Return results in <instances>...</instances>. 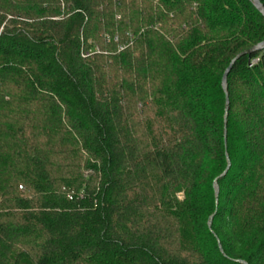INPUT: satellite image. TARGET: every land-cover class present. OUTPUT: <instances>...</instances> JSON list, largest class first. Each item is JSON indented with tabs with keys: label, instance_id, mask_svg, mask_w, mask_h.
I'll use <instances>...</instances> for the list:
<instances>
[{
	"label": "trees",
	"instance_id": "trees-1",
	"mask_svg": "<svg viewBox=\"0 0 264 264\" xmlns=\"http://www.w3.org/2000/svg\"><path fill=\"white\" fill-rule=\"evenodd\" d=\"M262 41L252 0H0V264H264V49L222 83Z\"/></svg>",
	"mask_w": 264,
	"mask_h": 264
},
{
	"label": "rangeland",
	"instance_id": "rangeland-1",
	"mask_svg": "<svg viewBox=\"0 0 264 264\" xmlns=\"http://www.w3.org/2000/svg\"><path fill=\"white\" fill-rule=\"evenodd\" d=\"M94 48H98V47H94ZM90 51L92 52V50H90ZM127 74H129L128 71L123 70L122 68L118 69V71H116V76H117L116 79L119 80V78L121 76H123V75L127 76ZM9 89L13 90L14 93L17 94V95L20 94V88H18L17 86L16 87H10ZM23 106H25V104L24 105L20 104V107H23ZM28 107H29V109L31 108L32 110L38 111L37 108L39 107V105H37L36 103H33V104H31V106L29 104ZM43 110L44 109L42 108V112H43ZM39 118L38 117L33 118L32 123H30L29 126H34L35 127V131H32L30 129L29 130L30 134H27V135H33L34 133H36L37 136L40 139H42V141H46V140L48 141L49 140L48 138L51 137V135H53V134H55L56 138H58V133H54L53 131H50V129H45L46 127L43 128V126L45 125V122H43L41 120L42 116H41L40 119ZM38 119H39V121H38ZM46 132H48V135L46 134ZM17 136L19 137V141H21V142H22V139H26V138H24L23 134L22 135L19 134ZM68 139L69 138L66 137V136H62L61 137V134H60V140H61L62 143H66V140H68ZM66 144L69 145V143H66ZM78 146L81 148L80 144L74 146V150L76 152V155H78V153H79L78 149H77ZM47 149H51V148L44 147V150H47ZM81 155H82V159L78 160V161L75 160L74 153H68L65 156H63L62 154L61 155H56L55 158H52L55 161L56 165L53 168H51V169L53 171L59 170L62 175L68 174V176L71 178L72 176L77 174L74 165L77 162H80L81 168L85 172V178L86 179H91V174H89L88 171H87V166H88L87 163L92 164L94 161L92 159H89V157H88V155L86 153L83 154V151H81ZM59 165H63L65 167L61 168V166H59ZM18 166H19V168H25V163L24 164H19ZM19 168H18V171L20 170ZM21 183L25 184L24 182H21ZM26 186H27V189H26V187L22 189L20 186H18V188L14 189V190L18 194H20L21 196L32 195L33 194V190L31 189L30 186H28V184ZM178 197H179V199H183V194L180 193L178 195ZM5 202H6L5 200H0V208H1L0 210H1V212L3 214H5V216L3 217L4 220L10 221L14 216H16V214H15V211L11 209L13 207L12 204H6ZM3 207H6V208L3 209ZM16 217H18V216H16ZM18 246L22 247V249H21L22 251H25V252L28 251V248H29L28 243L18 244ZM33 254L34 253L31 254L32 258H26L25 257L24 260L22 261V263L23 264H37L36 256H35V254L34 255Z\"/></svg>",
	"mask_w": 264,
	"mask_h": 264
},
{
	"label": "water",
	"instance_id": "water-1",
	"mask_svg": "<svg viewBox=\"0 0 264 264\" xmlns=\"http://www.w3.org/2000/svg\"><path fill=\"white\" fill-rule=\"evenodd\" d=\"M253 1V4L254 6L256 7V9L264 16V5L261 3L260 0H252ZM264 49V41L260 42L259 44L253 46L252 48L238 54L233 60L232 62L230 63L229 67L227 68V70L225 71L224 75H223V80H222V83H223V88L224 90L226 91L227 90V77L230 73V71L232 70L236 60L242 55V54H251V53H254V52H258V51H261ZM229 110V101L227 100V103H226V113L228 112ZM226 124V122H225ZM230 167V164L228 166V168L224 171L223 175H225L228 171ZM215 187H216V190L218 192V186H217V183L215 184Z\"/></svg>",
	"mask_w": 264,
	"mask_h": 264
},
{
	"label": "built area",
	"instance_id": "built-area-1",
	"mask_svg": "<svg viewBox=\"0 0 264 264\" xmlns=\"http://www.w3.org/2000/svg\"><path fill=\"white\" fill-rule=\"evenodd\" d=\"M258 61H259V58L254 59V60L252 61V65L255 64V63H257Z\"/></svg>",
	"mask_w": 264,
	"mask_h": 264
}]
</instances>
